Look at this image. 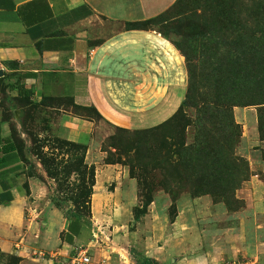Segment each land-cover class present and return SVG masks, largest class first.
Instances as JSON below:
<instances>
[{
    "label": "crops",
    "instance_id": "crops-1",
    "mask_svg": "<svg viewBox=\"0 0 264 264\" xmlns=\"http://www.w3.org/2000/svg\"><path fill=\"white\" fill-rule=\"evenodd\" d=\"M174 1L0 0V253L24 262L37 245L52 247L67 233L28 132L85 146V163L98 168L102 124L155 125L178 107L182 86L167 85L160 100L161 81H172L180 63L178 50L155 29L126 27ZM248 161L254 175L236 193L243 206L228 211L207 196L186 204L191 212L177 214L165 254L155 258L160 264L169 253L174 264H264V160L255 151ZM112 170H97L92 211L134 207L131 180Z\"/></svg>",
    "mask_w": 264,
    "mask_h": 264
},
{
    "label": "rangeland",
    "instance_id": "rangeland-1",
    "mask_svg": "<svg viewBox=\"0 0 264 264\" xmlns=\"http://www.w3.org/2000/svg\"><path fill=\"white\" fill-rule=\"evenodd\" d=\"M176 5L142 26L164 31L168 39L160 35L188 55L189 61L178 51L180 63L172 69V81H161L160 86L161 101L167 85L182 86L184 95L178 107L168 116L162 114L155 125L123 128L102 124L99 130L104 131L95 133L100 141L98 168L91 165L90 169L81 162H86L85 149L28 132L32 151L46 173L52 206L60 210L65 228L70 213L88 219L90 227L72 244L64 241L61 232L54 246L37 245L36 253L31 251L24 262L0 253V264H72L80 251L86 252L89 264H119L117 256L123 257V264L142 263L145 257L160 264L155 258L165 254L167 232L177 214L191 212L186 204L207 196L228 211L243 206L236 193L254 175L248 159L256 151L264 160V100L256 95L264 96V58L253 74L247 73L250 69L242 71L235 62L244 50L237 52L239 46L225 44L223 37L233 35L234 23L245 26L248 33L253 31L250 16L264 17V0H180ZM260 45L264 51V41ZM187 92L190 98L181 105ZM176 96H180L178 91ZM230 115L237 126L231 127ZM93 117L98 120L99 116ZM99 166L112 167L117 177L124 174L131 180L130 198L135 201L131 210L92 211ZM259 176L264 180V174ZM107 186L113 188L114 183ZM155 246L162 250L157 252ZM168 256L171 254L162 264H174ZM228 260L212 264L237 263Z\"/></svg>",
    "mask_w": 264,
    "mask_h": 264
},
{
    "label": "trees",
    "instance_id": "trees-1",
    "mask_svg": "<svg viewBox=\"0 0 264 264\" xmlns=\"http://www.w3.org/2000/svg\"><path fill=\"white\" fill-rule=\"evenodd\" d=\"M179 1L180 0H175L174 3L170 7H173V6L175 7V5ZM163 13H161V14H163ZM160 15H158V16H160ZM248 15H249V13H248ZM157 17H154V18H151V19H148V20H144V21H141V22L127 23L126 27L127 28L133 27V28H140V29H152V28H148V27H143L142 25L147 23V22H151L152 20H154ZM250 19H251V21L249 23L254 25V27L252 28L253 31L248 33V32L245 31V26L243 27L239 23H234L235 26L233 25V29H232L233 32L231 33L233 35L230 37L229 34H228V36L226 35V36L223 37V40H225V44H227V45L230 44V45H233V47L234 46H239L238 49H237V52H239L241 48L244 50V53H241L238 56L237 61L235 62V66H238V68H241L242 71H246L247 69H250L251 71L247 72V73L248 74H250V73L253 74V72L256 71L254 69L257 66L263 65L262 58H264L263 57L264 56V51L262 50V47H261L260 44H263V41H264V17L263 16H261V17H258V16L257 17L256 16L251 17L250 16ZM245 24H247V23H245ZM237 25H239L238 28H237ZM159 32L161 33V35L164 38L168 39V35H166V33L164 31L160 30ZM244 46L250 47V49H246V48H244ZM177 50L181 54L183 53L184 56L187 58V61H189L188 55L185 53V51L181 52V50L178 47H177ZM244 61H245L246 64H243ZM249 63H251V65H248ZM232 66H234V65H232ZM232 70H233V68H232ZM192 82H193V79H191L190 83H189L191 86H192ZM191 86H190V88H191ZM256 95L259 98V100L261 99L260 101L264 100V96L261 98L259 92L256 93ZM189 98H190V95H189V92H187L184 100L181 103V105L186 104V102L188 101ZM95 116H97V114H95ZM230 121H231V124H230L231 127L237 126V124H235V122L233 121V117L231 115H230ZM61 141L62 140H60V142ZM64 143L67 144L69 142L68 141H64ZM69 144L78 147V149L79 148L80 149H85L83 147V145H79V144L72 143V142H70ZM18 148L20 150L19 145L17 147V150H18ZM20 152H21V150H20ZM84 153H85V150H84ZM24 160L26 161V159H24ZM238 160L243 161L240 158ZM81 162L84 165H87V164L84 163L83 159L81 160ZM89 168L91 169V166ZM240 171H241V169H240ZM90 195H91V185H90V189H89V196ZM51 201H52V199H51ZM66 218L68 220V224H67V233L65 234V240L64 241L66 243H68V244H72L73 243V239L79 237L80 234H81V231L84 228L88 229L90 227V221L88 219L84 218L82 215L77 214V213H70V214H68L66 216ZM137 264H157V262H155L153 259H151L149 257H145L142 260V263H137Z\"/></svg>",
    "mask_w": 264,
    "mask_h": 264
},
{
    "label": "built area",
    "instance_id": "built-area-1",
    "mask_svg": "<svg viewBox=\"0 0 264 264\" xmlns=\"http://www.w3.org/2000/svg\"><path fill=\"white\" fill-rule=\"evenodd\" d=\"M72 264H89V257L86 256V252L80 251L76 257L71 260ZM229 264H238L236 262Z\"/></svg>",
    "mask_w": 264,
    "mask_h": 264
},
{
    "label": "water",
    "instance_id": "water-1",
    "mask_svg": "<svg viewBox=\"0 0 264 264\" xmlns=\"http://www.w3.org/2000/svg\"><path fill=\"white\" fill-rule=\"evenodd\" d=\"M3 74H2V72H1V70H0V76H2Z\"/></svg>",
    "mask_w": 264,
    "mask_h": 264
}]
</instances>
